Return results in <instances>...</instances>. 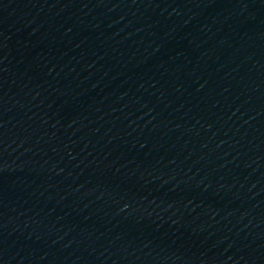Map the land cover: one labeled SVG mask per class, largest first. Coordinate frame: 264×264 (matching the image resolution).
I'll list each match as a JSON object with an SVG mask.
<instances>
[{"label": "water", "instance_id": "1", "mask_svg": "<svg viewBox=\"0 0 264 264\" xmlns=\"http://www.w3.org/2000/svg\"><path fill=\"white\" fill-rule=\"evenodd\" d=\"M0 264H264V0H0Z\"/></svg>", "mask_w": 264, "mask_h": 264}]
</instances>
